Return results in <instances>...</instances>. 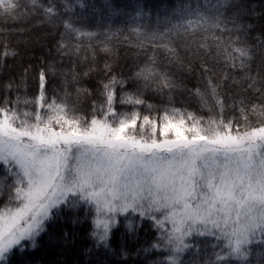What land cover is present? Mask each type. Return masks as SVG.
Instances as JSON below:
<instances>
[{
	"label": "snow or ice",
	"instance_id": "snow-or-ice-1",
	"mask_svg": "<svg viewBox=\"0 0 264 264\" xmlns=\"http://www.w3.org/2000/svg\"><path fill=\"white\" fill-rule=\"evenodd\" d=\"M257 7L0 0L53 36L15 74L0 29V264H264Z\"/></svg>",
	"mask_w": 264,
	"mask_h": 264
},
{
	"label": "rangeland",
	"instance_id": "rangeland-1",
	"mask_svg": "<svg viewBox=\"0 0 264 264\" xmlns=\"http://www.w3.org/2000/svg\"><path fill=\"white\" fill-rule=\"evenodd\" d=\"M7 27L11 31L9 32L10 40L13 45L18 46V51L20 52V57L18 61H9L13 64L11 71L15 74L20 72L21 64L26 65L29 60L33 63L37 62V56L41 53L46 54L48 49L52 45L53 36L50 34L46 25L38 23L34 19L28 20H18V21H8L7 25L5 23H0V29ZM0 34H3L0 32ZM23 36L21 43L18 44L19 39L17 37ZM19 79L18 75L16 77ZM87 83V81H85ZM72 89L73 86L69 85Z\"/></svg>",
	"mask_w": 264,
	"mask_h": 264
},
{
	"label": "trees",
	"instance_id": "trees-1",
	"mask_svg": "<svg viewBox=\"0 0 264 264\" xmlns=\"http://www.w3.org/2000/svg\"><path fill=\"white\" fill-rule=\"evenodd\" d=\"M157 2H158V0H149L150 4H154ZM242 2L249 4V5L256 4L258 6L257 11H264V7H261V6H264V0H242ZM95 3L99 6L102 3V0H95ZM1 22H3V21H0V23ZM115 26H121V21L117 20ZM17 39H19V41H18V44H19V43H21L23 36L17 37ZM14 46L18 49L19 45L16 46V44H15ZM119 51H120L121 55H123L125 49L123 47H121L119 49ZM100 55L102 56L103 54L101 53ZM15 63H13L12 65H14ZM121 63H124V61L121 60ZM69 90L71 91L73 89L69 86ZM29 91H31V89H29ZM82 239H83V233H81V240ZM77 247H78V250L75 253H73L70 250L69 252L65 253L62 256L59 255L58 253L54 255V254H52L51 250L45 251V249L41 248L40 250H38L32 254L31 259L36 261L37 264H52V262L56 261V260L69 261L70 264H75V262L77 260L86 261L88 259V257L82 256L80 251H79V249L83 247V243L78 244ZM58 252H59V250H58Z\"/></svg>",
	"mask_w": 264,
	"mask_h": 264
}]
</instances>
